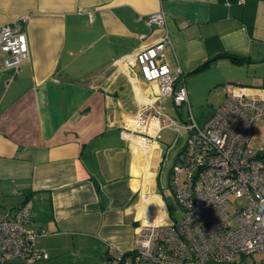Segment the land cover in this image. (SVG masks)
<instances>
[{
    "label": "crops",
    "instance_id": "0c3cea01",
    "mask_svg": "<svg viewBox=\"0 0 264 264\" xmlns=\"http://www.w3.org/2000/svg\"><path fill=\"white\" fill-rule=\"evenodd\" d=\"M158 10L164 25L145 23ZM16 21L30 57L3 68L0 50V194L17 198L0 206L29 208L39 264H72L69 250L117 264L109 248L132 249L140 222L164 213L156 144L120 134L158 93L128 57L168 34L166 61L188 82L217 68L213 84L264 88V0H0V27Z\"/></svg>",
    "mask_w": 264,
    "mask_h": 264
},
{
    "label": "built area",
    "instance_id": "2783aa9c",
    "mask_svg": "<svg viewBox=\"0 0 264 264\" xmlns=\"http://www.w3.org/2000/svg\"><path fill=\"white\" fill-rule=\"evenodd\" d=\"M165 18L158 10L144 21L163 26ZM170 42L164 34L128 57L144 80L157 83L158 93L127 117L120 134L129 144L133 136L153 142L160 152L161 130L177 125L164 112L163 99L170 98L175 109L188 105L182 125L187 136L173 157L168 178L182 215L173 219L162 199L164 213L140 222L134 247L125 252L110 247V255L117 264H264L253 259L248 263L254 253L264 254V139L258 148L248 143L256 121L264 120V88L224 82L223 102L200 125L191 113L187 89L180 84L182 68H171L166 61ZM0 50L5 53L3 68L17 70L29 59L21 21L0 27ZM29 213L23 204L7 210L0 206L1 264L17 258L24 264L48 259L35 247L39 231L26 226Z\"/></svg>",
    "mask_w": 264,
    "mask_h": 264
},
{
    "label": "rangeland",
    "instance_id": "374dc122",
    "mask_svg": "<svg viewBox=\"0 0 264 264\" xmlns=\"http://www.w3.org/2000/svg\"><path fill=\"white\" fill-rule=\"evenodd\" d=\"M222 68L226 69L224 67H220V70H222ZM219 73V69L216 68L214 72L211 73V71H209L208 73H203L202 75L193 78L192 81L189 82L186 80L187 78L185 76L183 82H180V84L184 83L187 91L191 93V96L188 97L189 106L193 117L200 125L205 123L213 110L217 108L224 100L223 82L213 84V79L218 76ZM163 104L164 112L174 118L177 125L168 126L161 130L160 140L166 144L167 148L163 158H160V154L155 156L153 161L156 166L154 167L153 165L151 168L152 172L154 173V180L159 182L158 177L155 179V176L157 167H161L160 173L162 174L161 176L163 180L161 185L157 186V191L160 192L169 215L173 219H178L181 217L182 212L175 200L172 189L168 184L167 174L172 166L175 153L183 145L187 136V132L182 127V125L188 118V105L183 104L178 106L176 110L170 98L163 99ZM262 139H264V120L259 119L256 121L252 129L250 140L248 142L249 146L258 148L262 143ZM146 190L150 191L148 186H146ZM2 202L6 203V205H14L17 202V198L15 196L13 197L12 195L5 196L0 194V203ZM2 207L5 208V206ZM7 207L9 206H6V208ZM74 253V250L66 251L60 257V260L64 263L72 264H115L110 261H101L102 263H100V261L93 256V259H91V257L88 259L84 252L79 254L77 253V256ZM252 259L256 262L262 261L264 260V254L254 253L248 263H250ZM10 261H12L13 264H24V261L20 258L9 260L7 262L10 263Z\"/></svg>",
    "mask_w": 264,
    "mask_h": 264
},
{
    "label": "trees",
    "instance_id": "16d2710c",
    "mask_svg": "<svg viewBox=\"0 0 264 264\" xmlns=\"http://www.w3.org/2000/svg\"><path fill=\"white\" fill-rule=\"evenodd\" d=\"M220 56H222V55H220ZM223 56H224V57H228V58H230L231 60L236 61V62L245 61V58H243V57H238V56H235V55H233V54H224ZM217 57H218V56H217ZM217 57H215L214 59H216ZM208 62H209V61L205 62V63L202 64L200 67H204V66H206V65L208 64ZM157 177H158V180H160V178H161V173H160V171L158 172ZM168 178H169V172H168V174H167V181L169 180ZM162 180H163V179H162ZM168 184H169V182H168ZM0 264H1V263H0ZM2 264H8V262L2 263Z\"/></svg>",
    "mask_w": 264,
    "mask_h": 264
},
{
    "label": "water",
    "instance_id": "95a60500",
    "mask_svg": "<svg viewBox=\"0 0 264 264\" xmlns=\"http://www.w3.org/2000/svg\"><path fill=\"white\" fill-rule=\"evenodd\" d=\"M159 144V148H160V158H163V156L165 155V151H166V144H164L163 142L159 141L158 142ZM159 170V166L157 168V171Z\"/></svg>",
    "mask_w": 264,
    "mask_h": 264
}]
</instances>
